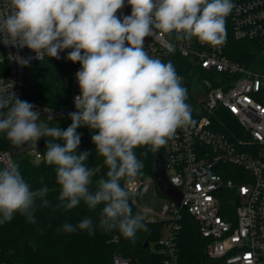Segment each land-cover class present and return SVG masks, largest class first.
<instances>
[{
  "label": "clouds",
  "instance_id": "9594fccd",
  "mask_svg": "<svg viewBox=\"0 0 264 264\" xmlns=\"http://www.w3.org/2000/svg\"><path fill=\"white\" fill-rule=\"evenodd\" d=\"M127 6L131 14L118 16L125 0H10L9 12L0 15V44L17 49L9 60L24 67L45 56L59 60L70 50L66 59L80 64L75 73L80 94L74 97L76 110L67 114L71 124L66 129L53 123L52 109L46 107L47 117L41 119L34 104L0 89V133L10 145L20 149L46 138L44 156L59 186L54 210L67 212L81 202L89 210L102 205L98 224L85 217L65 222L57 232L92 235L98 226L134 241L147 230L130 204L135 193L129 187L144 168L135 149L145 147L141 155L147 156L193 121L175 65L149 55L145 38L175 34L177 40L221 45L226 18L235 7L233 0H127ZM23 48L35 56H21ZM83 126L93 131L96 156L107 167L95 183L97 170L86 163L90 152H77V129ZM48 193L47 186L32 190L19 164L6 162L0 167V225L16 214L36 224L38 207L50 206Z\"/></svg>",
  "mask_w": 264,
  "mask_h": 264
},
{
  "label": "built area",
  "instance_id": "2783aa9c",
  "mask_svg": "<svg viewBox=\"0 0 264 264\" xmlns=\"http://www.w3.org/2000/svg\"><path fill=\"white\" fill-rule=\"evenodd\" d=\"M233 3L235 7L229 14L232 38L252 43V67L228 57L226 42L210 46L196 39L177 40L175 34L145 38L149 55L174 65L170 54L186 61L188 67L179 68L178 75L181 81L187 76L186 82L190 86L197 84L202 93L199 100L196 95L186 100L193 123L178 129L160 151L167 179L181 196L179 206L166 198L168 203L158 215L168 230L166 237L157 242L160 264H180L176 237L181 210L198 224L200 236L207 241L205 252L211 259L221 260L222 264H264V0ZM9 10L10 0H0V15ZM130 14L131 8H124L117 15ZM0 51V89L12 90L26 100V66L8 57L17 49L0 44ZM19 54L35 56L28 48ZM39 61L32 59L30 64ZM79 94L75 80L72 105ZM28 102L35 105L41 117H47L46 107L52 109L55 121L69 111ZM32 153V159L41 158L37 147ZM6 162L14 160L9 152L0 149V167ZM152 181L151 177L136 179L129 187L135 193L130 200L135 209L138 195L145 194ZM141 211L144 215L151 213L146 208ZM0 264L6 263L0 260ZM112 264L128 261L114 256Z\"/></svg>",
  "mask_w": 264,
  "mask_h": 264
},
{
  "label": "trees",
  "instance_id": "16d2710c",
  "mask_svg": "<svg viewBox=\"0 0 264 264\" xmlns=\"http://www.w3.org/2000/svg\"><path fill=\"white\" fill-rule=\"evenodd\" d=\"M124 8H131L127 6V0ZM226 32L228 57L252 67L253 45L251 42H237L232 38L229 16L226 18ZM67 53L60 55L59 60L46 57L26 66L23 90L27 101H35L55 109H68V113L76 110L71 103V95L76 80L75 73L80 64L68 61ZM169 58L175 63L177 74H181L179 68L188 67V63L177 54H170ZM186 79L187 76H184L182 86L188 93L190 84ZM57 124L61 129H66L71 120L66 115ZM77 132L81 135L77 152H90L86 163L89 168L95 167L97 170L93 177L95 183L98 178L106 176L107 167L103 164V158L96 156L95 145L91 141L93 131L83 126ZM45 142L46 138L42 137L37 145L41 158L34 160L20 149L12 147L5 134L0 133V149L9 152L14 162L19 164L20 171L32 190L44 186L49 188L46 198L50 201L48 208L38 207L35 214L36 224H30L23 216L16 214L11 222L0 225V260L6 264H112L114 256H121L128 264H160L157 242L160 239V230L165 224L163 221L143 220L147 230L139 231L134 241L124 238L117 230L106 232L98 226L92 235L79 230L71 234L57 232L65 222L76 224L85 217H91L94 224H98L102 205L95 210H89L81 202L67 212L62 209L54 210L53 206L58 202L59 186L56 183L55 168L47 164L44 156ZM161 148L158 150L161 151ZM146 150L145 147L135 149L138 159L144 163L143 174L137 178L139 180L153 178L154 152L148 151L147 156L141 155ZM123 183L121 181L122 185ZM158 194L161 195L159 192ZM37 204L39 205V201ZM131 207L135 215L136 209L132 205ZM178 224L176 242L180 264H222L221 260L211 259L206 254L207 241L200 236L198 224L185 210H181ZM45 228L51 229L46 236L38 234Z\"/></svg>",
  "mask_w": 264,
  "mask_h": 264
},
{
  "label": "rangeland",
  "instance_id": "374dc122",
  "mask_svg": "<svg viewBox=\"0 0 264 264\" xmlns=\"http://www.w3.org/2000/svg\"><path fill=\"white\" fill-rule=\"evenodd\" d=\"M1 57H2V53L0 51V58ZM189 95H196L197 100L202 98V93L198 88L197 84H195L194 82L191 84L190 88L188 89V96ZM41 119H46V117H41ZM53 123L57 124V121L54 120ZM40 141L41 139L37 142V145H39ZM37 145H30V146L26 145L25 147L20 148V150L31 156L33 155L32 151L35 150ZM137 202H138V208H136V214L141 215L143 219L146 221L160 222L161 219L158 215L160 214L163 206L166 203H168V200L164 196L158 194L156 185L154 181H152L149 190L143 195H138ZM141 208L149 209L151 210V213L144 215L143 212L141 211ZM50 230L51 229L45 228L43 231L39 232L38 234L42 236H46L50 232ZM167 233L168 230L165 223L162 226L159 233L160 239H164Z\"/></svg>",
  "mask_w": 264,
  "mask_h": 264
},
{
  "label": "water",
  "instance_id": "95a60500",
  "mask_svg": "<svg viewBox=\"0 0 264 264\" xmlns=\"http://www.w3.org/2000/svg\"><path fill=\"white\" fill-rule=\"evenodd\" d=\"M152 177L158 192L176 203L179 206L181 201V196L177 190L169 183L167 176L165 174L163 158L159 150L154 152V161L152 169ZM147 244H145V247Z\"/></svg>",
  "mask_w": 264,
  "mask_h": 264
}]
</instances>
